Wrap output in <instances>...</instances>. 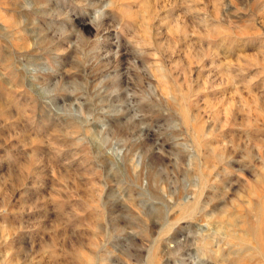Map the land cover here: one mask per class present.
Listing matches in <instances>:
<instances>
[{"label": "rangeland", "instance_id": "1", "mask_svg": "<svg viewBox=\"0 0 264 264\" xmlns=\"http://www.w3.org/2000/svg\"><path fill=\"white\" fill-rule=\"evenodd\" d=\"M0 264H264V0H0Z\"/></svg>", "mask_w": 264, "mask_h": 264}]
</instances>
